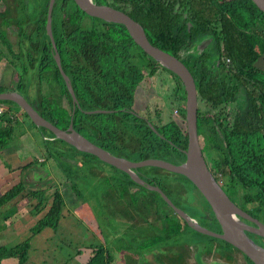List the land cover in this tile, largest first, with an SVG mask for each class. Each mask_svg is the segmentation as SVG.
I'll use <instances>...</instances> for the list:
<instances>
[{"label": "trees", "instance_id": "16d2710c", "mask_svg": "<svg viewBox=\"0 0 264 264\" xmlns=\"http://www.w3.org/2000/svg\"><path fill=\"white\" fill-rule=\"evenodd\" d=\"M13 1L14 3L16 2L15 5H18V8L21 7L22 4L29 6V2L25 0ZM48 4L49 0H47L46 5H44L41 15L38 16V22L39 24L41 23V25L37 26L33 24L37 26L33 32L37 36L36 39L24 29L25 24L28 22L21 24L20 17L25 16L23 14L24 12L21 11L18 17L14 16V11L9 4L7 9L0 11V28H2V23L4 22L6 26L18 24L19 28H22L23 32L20 34V39L23 38L25 41L21 45L24 47L19 56L25 58L27 55L29 60H31V65L33 64L32 59L35 53H49L51 47V41L49 40L45 27L47 23L46 16ZM66 7H68V3H65L64 8L60 9L61 14L57 21V24L61 26L59 29L61 43L59 42L58 48L62 53L66 54L70 50L79 49L76 45V37L82 38V36H85L88 38L90 40L88 49H91L94 52L92 55L97 57L93 65L89 63L90 67L93 66L98 69L96 71L97 73L99 71V75L104 84H94V86L83 82V75L76 65L70 66L68 64L69 62L71 63V58L67 56L68 54L63 55L64 66L68 65L69 67H73L72 78L75 92L80 96L85 92L89 94L83 108L89 111L95 109L130 111L123 112L124 115L126 114L125 118H128V121H123L122 123H125L120 125L117 123V126L114 125L111 130L103 127V124L106 122H103L102 118H113V114L85 116V120L75 119L74 124L79 133L97 146L110 151L113 155L115 154V156L121 158L124 157L130 161L160 159L174 164L181 162L183 157L182 149H184L187 143L188 135L184 108L185 90L180 79L172 74L176 79L177 100L170 105L173 111L178 107L182 108L181 115L178 117V122L175 120L180 125L179 131L181 134H177L179 137H169L170 135L164 132L167 123L162 122L161 125L159 124L157 127L154 124L143 121L144 130L142 131L137 124V120L140 119L134 114L135 92L146 78L147 72L154 74L157 68H163L143 52L142 49L136 46L123 26L100 21L102 25H97L99 26L98 30H80L77 26V20L84 12L75 4H73V8H71V11L74 10L73 12ZM147 7L146 9H135V12L129 15L144 28L148 39L154 46L174 56L180 57L181 52H189L192 46L195 47L200 36L211 35L215 37L214 40L218 44L223 62L228 64L230 73L233 74L234 77L237 78L236 81L246 89L248 98L245 112L246 116L242 121L241 118L237 119L234 126L229 129L225 127V123L221 122V118H217L218 114H222L220 109L224 101V96L226 95L225 93L229 92V87L225 88V85H223V91L226 89V92L222 94L223 92L219 90L221 84L212 82L211 79H208L206 70L199 69L195 76L199 103L201 102L204 104V106L208 108V111L203 113L201 109H199L198 132L199 136L202 138L199 137L200 143L203 144V150L213 157L212 161L214 167L220 169L221 173L229 179L222 188L228 192H240L242 196L240 198L246 202L256 201L257 206L253 211L258 217L264 220V13L251 0H189L187 5V8H189V17L190 20L195 23L196 28L192 33H187V27L184 25L180 28L179 34L177 35L174 30L176 28L174 23L176 18L171 17L170 11L161 0H149ZM29 20H31L30 17ZM189 38H192V41H189ZM28 39L32 41V46L26 45ZM112 42L114 45L111 44ZM130 43L133 47L139 49L142 55L146 56V63L140 62L142 64L141 68L144 66L143 70L140 68V64L136 65L121 55L122 49ZM227 60L230 62L226 63ZM52 63L55 68V76L58 85L62 87V92L68 94L64 81L57 71L54 60H52ZM21 81H19L17 88L19 91H22V93H25L27 87L31 85V81L26 82L23 80L24 82L20 83ZM19 86H21V88H19ZM10 91H13V89H7L4 85L0 84V93ZM102 91H108L109 93L112 91L113 94L111 93L109 97L103 98L99 95V92ZM228 98L229 97H227V99ZM6 102L7 101H0V106L4 105ZM35 107L39 109L38 106ZM45 107L46 109H39L38 111L46 120L57 125L61 129L69 127L70 121H67V117L70 111H65L62 106L60 111L58 109L53 110L49 105ZM13 112L12 109L7 108L0 116V122H3V125L0 124V152L8 145L7 141L11 140L7 137H10V132L15 125ZM211 113H214L213 117L208 115ZM93 122H99L100 124H95ZM155 129L157 131H155ZM42 130L44 134H46V137H53L47 129L42 128ZM86 132H88V134ZM220 132L224 134L228 148L231 149V161L229 160L228 154H224L223 139L220 136ZM61 145L64 147L67 146L65 148L66 150L77 151V153L85 159V165L93 162L92 158L95 156L80 152L62 140L57 139L51 141L47 139L46 152L49 156L60 160L62 166H64V163L68 166V163L61 160L62 152L55 151V149ZM130 147L133 150L131 153L129 152ZM68 167L70 168V166ZM72 169H74L73 166ZM150 169L161 170L156 167L140 168L139 170L145 173L149 178L160 179L162 177L158 175L159 172L153 177L150 176L149 173L152 171ZM227 169L229 173L226 172ZM166 172L172 177L163 176L165 180L163 182H155L156 187L160 188L177 207L189 214L190 217L196 219L201 226L204 225L202 222L203 219H208L209 222H211L210 225H208V229L221 231L211 207L191 181L182 175ZM123 174L127 177L125 173ZM216 179L218 182L221 180L220 178ZM121 182L122 183L118 185L119 193L117 191L119 199L121 201L126 200L128 204H131L132 211L136 216L131 218V215H129L130 219L133 221H136V219L139 220L142 227L148 230L147 232L150 235L145 236L144 234L142 238L145 236L144 238H147V240L151 242L149 243L151 245L146 244V247L153 246L151 247L152 250H150L151 257H153V254H157V250L161 248L160 244L164 246L163 243H170L176 236L183 234L186 229L207 237L211 241L224 242L234 251L240 252L225 241L203 235L193 230L184 219L173 211L158 192L144 188L129 177L124 181L121 179ZM116 185L114 187H116ZM131 185L137 187L135 188L133 197H129V192L134 189L130 188ZM26 190L24 184L19 183L0 195V214L2 215L3 212L8 211L11 206L7 205L15 201L18 196H22V201L31 207L34 206V199H37V201L42 204L46 202L44 209L48 207V199L46 198L47 200L44 201V194L46 193L44 190L25 193ZM193 190L199 193L205 210H209L211 215L199 212L201 217L203 216L202 218L199 217V220L197 211L195 210L196 208L189 210L185 200L187 198H185L184 195L188 193L189 197L194 199L195 196L190 194ZM151 193L158 197V201L150 195ZM51 195L52 202L49 205L48 212L40 218L35 227L31 229V237L23 242V244H19L13 248L0 247V261L14 258L18 264H26L30 258V250L33 251L34 249L31 247V238L34 242L37 241V244H40L41 241L38 237L44 233L45 229H57L61 220L64 218L65 200H63L62 193H60L58 189H55ZM161 203H163L167 209L162 208ZM39 207L40 206H38L37 209L42 208ZM145 211H148L146 217L142 216ZM250 213H252V211H250ZM139 216L142 217L140 218ZM8 219L9 218H6V220ZM158 245L160 248L156 249ZM169 247L170 245L167 246V248ZM90 249L91 251L86 264H112L116 259L113 247H109L108 245L104 246L103 244H97ZM172 249L173 248H170L169 253ZM143 256L144 255H141V257ZM186 257L187 256L185 254L183 255V253L175 257L163 255L160 257L163 258V260L160 259V261L163 263L165 262V264H190L187 262ZM231 257L232 256L229 255L228 259ZM233 260L234 263H236L234 258ZM245 260V264H254L247 257H245ZM195 264H201V262L196 261Z\"/></svg>", "mask_w": 264, "mask_h": 264}, {"label": "rangeland", "instance_id": "374dc122", "mask_svg": "<svg viewBox=\"0 0 264 264\" xmlns=\"http://www.w3.org/2000/svg\"><path fill=\"white\" fill-rule=\"evenodd\" d=\"M25 1L29 2V6L22 4L21 7L18 8V5L16 6V2L14 3L13 0H0V11H4L5 9H7L9 4L14 11V16L18 17L20 16L19 14L21 13V11L24 12L23 14L25 16L20 17L21 24L28 22L24 26L25 31L33 38H37L36 34L33 32L37 26L41 25V23L39 24L38 22V16L41 15V11L44 5H46L47 0ZM29 17L31 18L32 22L31 20H29ZM83 20L87 22L89 21L93 24L96 23V21H94L90 17H83ZM2 24L3 26L2 28H0V75H2V71H5V74L3 73V77H0L2 79H0V84L4 85V87H6L7 89H13L14 92L19 93V89L17 88L19 81L22 80L20 83L24 82L23 80H25L26 82L32 81L33 85H31V88H29V90L26 89L25 93H23L24 95H22L21 93L19 94L29 102H39L38 107L40 110L46 109V107L44 104L40 103L41 101L38 94L50 101V98H53V100L57 99L60 102L58 97L61 94V87L59 86V89L57 90V84L55 85L51 81H47L46 76H42L41 81H39L38 77L36 76L38 72L37 69H35L36 66H30L31 60L24 58L23 56H19L22 53V49L24 47L21 45L25 41V39L19 38L20 34L23 32L22 28H19L18 24H11L8 26H6L5 22ZM33 24H36L37 26ZM26 43V45L32 46V41H30L29 39L26 41ZM125 54L129 56L128 53ZM141 65L142 64L140 63V68ZM50 70V68H46V72L48 74ZM175 80L176 79L172 74L160 68H157L154 74L147 72L146 79H144V83L141 85L143 86L142 90L139 92L141 99L139 98V102L136 108L137 112L143 114L144 116L146 115L148 123L154 124L156 122L160 125L161 122L167 123V126H165L164 128V132L166 134H169V137L172 138L174 136L179 137L177 134H181L179 131L180 125L179 123H177L179 118L174 116L173 110H171L170 108V105L177 100ZM37 85L39 86L38 89L35 88ZM141 86H139V88ZM19 88H21V86H19ZM33 88L37 89L38 93H31L30 90ZM139 88H137L136 91L139 90ZM49 104L53 110L58 109L60 111L61 106L56 105L57 103L49 102ZM4 106L12 109L13 111H20L19 107L15 103L10 101H7ZM135 106L136 103L134 105V108ZM229 106L225 108V111H222L224 117L225 112H233L235 106ZM155 109L161 111L163 113V116L160 118L156 117L154 115ZM199 109H201V112L203 113L208 111V108L205 107L202 103H199ZM0 112H3V110ZM213 114L214 113L208 115L212 116ZM122 117V119L117 120L119 125L124 124L125 122L122 123L123 121H128V118H124V116ZM0 124L3 125V122H0ZM137 124L143 131V121L137 120ZM230 124H233V121L231 119ZM86 133L88 134V132ZM10 134V137L7 138H10L11 140L7 141L8 145L2 152H0V195L10 190L13 186L19 183H23L25 188L27 189L25 193L29 191L44 190L46 192L44 194V201H46L50 197V194H52L55 189H58V191L62 193L63 200H65V208L63 213L64 218L61 220L60 225L55 230H48V236H51L48 241H44L48 237L43 236L45 232L38 237L41 243L37 244V241L34 242V249L33 251H31L32 257L26 264H85L89 258V254L91 251L90 248L92 246H96L97 244H103L104 242L112 243V245L109 247H113L114 253H116L117 262L115 260L112 264H124V260H126V264H150V261H155L157 264H159L160 259L163 260V258H160L161 256H163V254L175 257L181 253L187 256V262H189L190 264H195L196 261L201 262V264H245L241 256L235 253V251L227 246L224 242L211 241L209 238L204 237L200 234H196L187 229L180 236H176V238L173 239V241H171L170 243H163L164 246L160 244L161 249H166V251H163V253L158 252L156 255L153 254V257H151L150 250H152L151 247L153 246L146 247V244L151 245L149 244L151 242H149L147 238H142V235L146 234L148 230L145 227L144 229L139 230L140 228L138 229V227H140L141 223L139 222V220L137 221V219V227H134V225H130L131 219H129V215H132L133 217L136 216L134 212L128 209L126 206H123V209L121 207V210L116 209V211L114 212V210L111 209V204L109 203L111 195H108L106 199H102L101 196H95L94 186H90L91 192L93 194L92 196L86 189L88 179L84 176L83 172H91V170L86 165H84V168L76 167L75 169H72L73 165L69 163V168L64 163V171H61L60 165L55 161V159L49 157V155L46 154V162L39 163L37 157L42 155L43 150H40V146H43V143L40 141L41 145L39 146V140H36L35 144L34 138H31V136H29L30 133H28L29 135L27 134V129L25 128L23 123L17 124V126L15 125ZM95 136L99 138L97 135ZM31 145H34V147ZM129 150L130 153L133 151L131 147L129 148ZM74 154L78 153H75L72 150H67L65 155ZM205 157L213 160L212 155H209V153H207ZM26 164H30L27 171L23 168V166H25ZM13 169L14 171H17L16 169H18V172H14ZM104 169L106 171L99 173L101 171L100 168H97L95 170V167H93V173L98 176L102 175L99 179L107 188L108 186H111L112 180L117 184L122 183L120 179H125V176L123 174L117 173L115 170H112L106 165L104 166ZM35 170L37 171L36 173L33 172ZM150 170L152 171H150L149 174L152 177L155 176L158 172V175H161L162 177H172L171 175H169V173L162 169ZM65 172H67V174H65ZM105 172L107 173V175H103ZM67 176L70 177L69 179H71L72 182L75 181L74 183L76 188H74L75 186L73 187V184L71 185L69 183ZM110 188L111 189L109 193H111L113 191L112 189H114L113 184ZM130 188H134L129 192V197H133L135 194V188L137 187L131 185ZM190 194L194 195L195 198H190L188 193L184 195L185 198H187L185 200L187 202V207H189V210L196 208L195 210L197 211V217L199 220V217H201V214L199 212L211 215L209 210H205L199 193L193 190ZM150 195H152L154 199L158 201V197H156L155 194L151 193ZM22 200L23 198H21V196H18L15 201L9 203L10 205H7L11 206L9 207L8 211L2 213V219L6 220V218H9L6 221H13V226H11L10 230L8 231V233H10V236L4 235L2 237L0 235V238H2V243H0V246L4 245V247L6 248H13L14 246L23 244V242H25L32 235L29 230L35 224H37L39 219L42 218L44 216V213H46L49 209L48 206L44 211L39 212L35 209L40 206L42 208H39L43 210L46 202H43L42 204L41 202L37 201V199H34V206L30 208L29 205H27V203H24ZM103 200L105 205L107 204L108 207H103L101 205ZM161 207L167 209L163 203H161ZM120 211L121 217H117L115 218L116 220H114L111 217V214L112 216L113 214L114 216H116V214H118V212ZM146 215H148V211H145V213L143 214V216L145 217ZM20 217H23L22 221H19ZM202 222L204 223V227H208V225H210L211 223L208 219H203ZM21 223H23L22 226ZM132 223L135 224L136 222L132 220ZM32 245L33 241L31 243V247ZM168 245H170L169 248H167ZM156 247H159V245ZM170 248L173 249L169 253L167 250H170ZM121 252L126 253V259L125 256L121 254ZM141 255L144 256L141 257ZM229 255H231L236 260V263H234L232 257L228 259ZM135 257L138 258V261L132 259L129 260L130 258Z\"/></svg>", "mask_w": 264, "mask_h": 264}, {"label": "flooded vegetation", "instance_id": "af4514ba", "mask_svg": "<svg viewBox=\"0 0 264 264\" xmlns=\"http://www.w3.org/2000/svg\"><path fill=\"white\" fill-rule=\"evenodd\" d=\"M50 1L51 0H49V4H48V7H47L48 8L47 9V16H46L47 19H48V10H49ZM94 1L99 2V3H104V4H107L109 6H112V7L116 8V9H118V10L123 11L128 16H130L129 15L130 13L135 12V9H138V8H144V9H146V8H148L147 6H148V2H149V0H94ZM161 1L164 3L165 7L170 11L171 17L172 18H176L175 21H174V23L176 25V28L174 30H175V33L177 35L179 34L180 28L182 26H184V25H186V27H187V30H186L187 33H192L195 30L196 25H195V23L192 22V20H190V17H189V8H187V5H188L189 0H161ZM65 3H68V7H66V8H68V10H70V11H71V8H73L72 5L75 4V2H73V1L55 0L54 6H53V12H52V32H53V37H54L55 44H56L57 48H58L59 42L61 43V39H60L61 37H60V33H59V29L61 28V26L57 24V21H58V19L60 17V14H61L60 13V9L64 8ZM73 11L74 10H72L71 12H73ZM83 17H90V16H88L87 14L85 15V13H83L82 15H80V17H78V20H77L78 21V24H77V26H78V28L80 30H92V29H97L98 30L99 29V26L102 25V23L100 21H103V20H101V19L94 18V17H90L91 19H93L94 21H96V23L93 24V23H90L89 21L88 22L87 21H84L83 20ZM104 22H106V21H104ZM107 23H110V22H107ZM97 25H99V26H97ZM45 27H46V31H47V23H46V26ZM47 34H48V31H47ZM197 34L200 35L199 33H197ZM48 36H49V34H48ZM214 38L215 37H213L211 35H206V36H202V37L200 36L198 42L195 44V47L192 46L191 49L189 50V52H184V51L181 52L180 53V58H182L183 61L186 64H188L190 70L192 71V74H193L194 78H195L196 73L198 72L199 69H205L206 72L208 73V76H207L208 79H211L212 82H214V83L217 82V83H220L221 84L220 85L221 88L219 90L221 92H223L222 94H224L226 92V89L223 91V85H225V88H228L229 87V92L225 93L226 95L224 96V101H223L222 107L220 109L221 110L220 112L225 111V108L227 106H229V105L230 106H233L234 105L235 107L233 109V112H231V111H227L228 113L225 112V117H224V115L222 113V114H218L217 115V118H221L222 119L221 122L222 123H225V127H228L229 129H231L234 126V124H235V122H236L237 119H240L241 118V121H242L244 119V117L246 116L245 115V112H246V109L245 108H246L247 99H248L247 98V91H246V89L243 86H241V84L238 81H236L237 78L234 77V75L230 73L228 64H225L223 62V58H222L221 52H220L219 47H218V44L215 42ZM34 39H36V38H34ZM210 39H212V42L211 43L209 41ZM49 40L51 41V37L50 36H49ZM190 40L192 41V38H189V41ZM203 42H206L205 43L206 47L201 48V45L203 44ZM76 43H77L76 45L79 47V49H77V50H70V51H68V53H66V54H68L67 56L71 58V63L69 62L68 64L70 66H72L74 64L76 65V67L78 68V70L80 71V73L83 75L82 81L83 82H86L88 85H94V84L104 85L103 84V81H102V78L99 75V71H98V73L96 71L98 69L94 68L93 66L90 67V64L93 65L95 63L96 59H97V57H94L92 55V53H94V52L91 49H88L89 48V45H90V40L88 38H86L85 36H82V38L81 37H79V38L76 37ZM111 44L114 45L113 42ZM199 45H200V48H198ZM121 52H122L121 55H123L126 59H128L130 62L135 63L136 65H139L140 62H145L146 63V61H145L146 56L145 55H142L141 54V51L139 49L133 47V45L131 43L128 44V45H126V47L124 49H122ZM55 53L56 52L53 50L52 41H51V47H50L49 53H41V54L40 53H35L34 54V57L32 59V63L33 64L30 65V66H36L35 69H37V71H38L37 74H36V76L38 77V80L39 81H41V77L42 76H46L47 81H51L55 85L57 84L56 85V89L58 90L60 85H58V81H57V78L55 76V68H54L53 63H52V60H54L56 66H57V71L61 75L62 80L64 81V84H65V87L67 88L68 94L67 93L65 94L64 92H62V87L60 86L61 87V94L58 97L59 100H60V102L57 99L56 100L55 99L53 100V98H50L51 99V101H50L47 98H44L43 96H41L40 94H38L39 95V99L41 101L40 103L44 104L45 106H47V105L50 106L49 102H55L58 105L62 106L65 111H67V110L70 111V113L68 114V117H67V121H71L73 123V128L78 133H79V131H78L77 127L75 126L74 121H75V119L76 120H78V119L85 120L86 119L85 116L113 114L114 115L113 118L112 117L110 119L102 118V121L103 122H106V123L103 124L104 125L103 127L111 130L113 128L114 124H115V126H117L116 125L118 123L117 120L122 119L123 118L122 116H124V118L126 117L125 116L126 114L124 115L123 112H125V111L126 112H130V111H127V110H99V109H95V110L89 111L87 109H84L83 107H84V104L86 103V99L88 98L89 94H86V92H85V93L81 94V96H80V95H78L75 92V89H74V86H73L74 85L73 84V78H72V70H73V67H69L68 65L67 66H64V63H63V55H66V54L65 53H62V51H60L59 48H58V56H59L60 61H61V68H60L59 65H58V63H57L56 54ZM125 53H128L129 56H127ZM25 58L29 59L27 57V55L25 56ZM139 60H141V61H139ZM229 62H226V63H229ZM143 67L141 68L142 70H143ZM46 68L47 69L48 68L51 69L50 72H49V74L46 72ZM62 72H64L69 77L75 96H73L71 94V92H70V90H69V88H68V86L66 84V81L64 80V77H63V73ZM143 83H144V81L139 86H141ZM31 85H33L32 81H31ZM31 85H29L27 87V90H29V88H31ZM139 86H138V88H139ZM38 87L39 86L37 85L35 88L38 89ZM142 87L143 86L140 87L141 90H142ZM37 89H34L33 88V89L30 90V92L35 94L37 92ZM110 92L113 94L112 91H110ZM19 93H21L22 95H24L22 93V91H19ZM111 93H109L108 91H102V92H99V95L102 96L103 98H107V97L110 96ZM140 97L141 96L139 95V92L136 91L135 92V103L136 102H139V98ZM227 97H229V98L227 99ZM27 102L40 114V112L38 111L39 109H36V107H35V106H39V102L38 103L37 102L35 103V101H34V103H32V102H29L28 100H27ZM5 110H7V109H5ZM19 110L20 111H14L13 112L14 118L16 119V120L14 119L15 125L17 126V124L23 123V125L27 129V134L30 133V135L28 134L29 136H32V135L35 136L34 137L35 138L34 141L41 139V142L45 143L44 146L46 148V141H47V139L48 140H51V141L57 140V138L54 136V134L52 132H50L49 130L48 131L53 135V137H50V136H47L46 137V134H44L42 128L37 127V125L32 121V119L25 113V111L21 107H19ZM136 110L137 109H134V114L140 120L148 123V119H147L146 115L144 116L143 114L137 112ZM0 111H2V110H0ZM1 113H3V112H1ZM161 113L162 112L159 111L158 109H155V111H154V115L156 117H159V118L163 116V113H162V115H161ZM212 117H213V115H212ZM230 119L233 121V124H230ZM93 123L100 124L99 122H93ZM154 125L157 126V127L159 126V124L156 123V122L154 123ZM54 126H56L57 128H59L57 125H54ZM59 129H61V128H59ZM67 129L68 128L62 129V130H67ZM155 131H157V130L155 129ZM220 136L223 139L224 154H228L229 160L231 161L232 160V158L230 156L231 149L228 148V145H227L226 138H225L224 134H222L220 132ZM255 140H256V138H255ZM41 142L39 140V146L41 145L40 144ZM201 146H202V149H203V144L202 143H201ZM40 147H41L40 150H42V146H40ZM66 147L67 146L64 147V146L61 145L58 148H56L55 151L56 152H62L61 159H63V161H66V163H68V164L70 163L71 165H73V168L74 169L76 167H78V168L79 167H83V165H85L84 164L85 163L84 162L85 159L82 158L79 154L65 155L66 154V151H67L65 149ZM73 152H75V151H73ZM108 152H110V151H108ZM203 152H204V155L206 156L207 153L204 150H203ZM75 153H77V151ZM89 155H91V154H89ZM91 156H93V155H91ZM49 157H52V156H49ZM37 158H38V162L39 163H40V160H42V159H44V162L46 160L45 154H44L43 151H42V155H40ZM52 158L55 159L54 157H52ZM90 158H92V157H90ZM122 158H124V157H122ZM205 158H206V161L208 163V166H209L211 172L213 173V175L216 178H220L221 179L219 181V183L221 184L222 187H224L225 184H226V182H227V180H229V179L221 173L220 169L214 167V163H213V161L211 159H209L207 157H205ZM124 159H126V158H124ZM92 160H93V162H90L88 165H86L91 170V172H89V171L83 172L84 173V176L88 179L87 180V184H86V189L89 191V193L91 194V196L93 194L91 192L90 186L91 187L94 186L95 187L94 188L95 189V196H101L102 199H106V197L108 195H111V199H109V203L111 204V209H113L114 211H116V209H119L120 210L121 207L123 209L124 208L123 206H126L128 209L132 210L131 204H128L126 200H123L122 199L123 201H121L119 199V195H118V193H119V191H118L119 190L118 189V185H120V183H117V185H116V183H114V181L112 180L113 188H115V189H112L113 191L111 193H109L110 192V189H111L110 187L112 186V184H111L110 187L108 186V188H107L103 184V182L99 179V178H101L102 175H99L98 176V175H95L93 173V167H95V170L97 168H100L101 171L99 173H102V172L106 171L104 169V166L105 165L108 166L109 168H111L112 170H115L117 173L123 174L125 172H123V171L121 172L120 169H117L116 167H113L111 165H108V164L100 161L96 157H93ZM126 160H128V159H126ZM55 161L60 165V170L61 171H64V167L62 166L61 161L60 160H57V159H55ZM128 161H130V160H128ZM139 161H143V160H139ZM139 161H132V162H139ZM30 164H26L25 166H23V168L27 171V169H28V167H29ZM102 165H103V167H102ZM139 169L140 168L135 169V172L140 176V178L142 180H144L147 183V185L156 186V183L155 182H159V181L160 182H163L165 180L164 177H161L160 179H158V178L157 179L156 178H154V179L153 178H149L145 173H142ZM16 170L17 171H14V172H18V169H16ZM33 172L36 173L37 171L35 170ZM226 172L229 173V170L227 169ZM65 174H67V172H65ZM125 174H126L127 177H129L130 179H132L129 176V174H127V173H125ZM103 175H107V173L105 172ZM127 177H125V179H123V181L124 180H127ZM67 179L69 180V183L71 185L73 184V187H74L75 186V183H74L75 181L72 182L71 179H69L68 176H67ZM120 181H121V179H120ZM115 185H116V187H114ZM74 188H76V186ZM144 188H147V187H144ZM51 189H52V185H51ZM147 189L148 190H151L149 188H147ZM117 191H118V193H117ZM152 191H154V190H152ZM225 192L235 202V204L238 207H240L243 211L247 212L254 219H257L258 221H260V222H262L264 224V220L262 218L258 217L256 215V213L253 211L254 208L257 206L256 201L246 202L245 200H243V199L240 198V197H242L241 194H240V192H238V193H233L231 191H229V192L228 191H225ZM21 198H23V197L21 196ZM50 201L52 202V195L51 194H50V197L48 198V204H47V206L50 205V203H51ZM101 205L103 207H108L107 204L105 205L104 200L102 201ZM29 207L31 208L30 205H29ZM34 209H35V207H34ZM35 210L36 211H39V212L44 211V210H39V209H35ZM250 211H252V213H250ZM46 213H44V215ZM142 216H139V217L141 218ZM111 217L114 220H116L115 218L121 217V214H120V212H118V214H116V216H112V214H111ZM132 217L133 216L131 215V218ZM136 218H138V217H136ZM240 219L242 221H244L245 223H247L248 225L253 226L249 221H247V220H245L243 218H240ZM22 220H23V217H20V220L19 221H22ZM33 221H34V219H33ZM137 221H135L136 223L133 224L132 223V220H131L130 221V225L131 226L134 225V227H137V225H138ZM22 224L23 223H21V226H22ZM5 225H7V226H5ZM35 225L32 228H34ZM11 226H13V221H6L5 219H2V215L0 214V235L2 237L4 235L10 236V233H8V231L10 230V227ZM206 228H208V227H206ZM31 229L29 230L30 233L32 232ZM138 229L139 230H142V229H144V227H142V225L140 224V227H138ZM48 230L49 229H45L44 230L45 234H43V236L46 237V236L49 235V233H47ZM213 231L214 232H218V233L221 232V231H216V230H213ZM247 234L258 245H260V246H262L264 248V238L259 237L257 235H254V234H252L250 232H247ZM148 235H150V234H148V232H147L145 234V236H148ZM50 237L51 236H48L47 239H45L44 241L45 242L48 241L50 239ZM1 239L2 238H0V243H2L1 242ZM51 240H52V238H51ZM30 241H31V243L33 241V245H32V249H33L34 248V240L31 238ZM103 245L104 246L105 245L111 246L112 243L104 242ZM0 247H4V245H2ZM158 248H160V247H156V249H158ZM158 250H159V252L166 251V249H163V248L162 249L160 248ZM31 251L32 250H30V258H29V260L32 257ZM167 251L169 252V250H167ZM235 253L239 254L241 256V258L244 260V262L246 261L245 260V257L246 256L241 251L240 252H238V251L236 252L235 251ZM6 261H16V260L14 258L4 259V260L0 261V264H5ZM16 263L18 264L17 261H16ZM12 264H14V262Z\"/></svg>", "mask_w": 264, "mask_h": 264}, {"label": "water", "instance_id": "95a60500", "mask_svg": "<svg viewBox=\"0 0 264 264\" xmlns=\"http://www.w3.org/2000/svg\"><path fill=\"white\" fill-rule=\"evenodd\" d=\"M251 1L264 13V0ZM54 2L55 0H51L49 5L47 31L51 37L53 50L56 52L57 63L61 68L58 48L55 44L52 32ZM73 2H75L80 10L90 17L123 26L132 41L142 49L143 52L160 67L166 69L169 73L180 79L185 90L184 108L188 135L187 143L184 149H182L183 157L181 162L174 164L160 159H146L139 162L128 161L92 143L73 128V123L71 121L67 130L57 128L52 123L45 120L27 100L17 92L10 91L0 93V101H10L17 104L32 119L37 127L49 130L57 139L68 143L83 153H88L97 157L100 161L108 165L120 169L129 174L134 182L158 192L175 213L184 219L189 227L196 232L229 243L237 250L241 251L254 264H264V248L258 245L247 234V232H250L264 238V224L254 219L235 204L217 181L206 161L198 132L199 95L196 80L189 66L182 58L154 46L148 39L144 28L123 11L94 0H73ZM209 41L211 43L212 39ZM205 43L206 42H203L201 48L206 47ZM198 48H200V45ZM62 73L71 94L75 96L69 77L64 72ZM146 167H156L174 174L182 175L189 179L211 207L221 232H214L201 226L194 218L175 206L160 188L147 185V183L135 172V169ZM240 218L249 221L253 226L248 225Z\"/></svg>", "mask_w": 264, "mask_h": 264}, {"label": "crops", "instance_id": "0c3cea01", "mask_svg": "<svg viewBox=\"0 0 264 264\" xmlns=\"http://www.w3.org/2000/svg\"><path fill=\"white\" fill-rule=\"evenodd\" d=\"M3 64H7V63H3ZM8 65H14V64H8ZM11 68H13V67H11ZM15 69V68H14ZM7 72V71H6ZM3 73L5 74V71H2V75H0V77H3ZM1 79V78H0ZM2 80V79H1ZM140 89V88H139ZM138 92H140L141 91V89L140 90H137ZM137 105H138V102H136V106H135V108L134 109H136L137 108ZM5 109H7V107H5L4 105H2V106H0V110H3V113L6 111ZM0 114H1V112H0ZM31 137H35V136H31ZM35 139V138H34ZM40 141H41V139H39ZM39 142V141H38ZM34 143L36 144V142L34 141ZM43 143V142H42ZM44 144L45 143H43V146H44ZM38 145H39V143H38ZM31 146H33L34 147V145H31ZM42 146V150L44 151V154H46V155H48L47 154V152H46V148H45V146L43 147ZM40 149H41V147H40ZM46 155H45V157H46ZM47 158V157H46ZM40 162H42V163H45L46 162V160H45V162H44V159H42V160H40ZM139 251H141V250H139ZM159 252V250H157V252L156 253H158ZM159 253H163V251L162 252H159ZM117 254H119V253H117ZM121 254H123L124 256H125V259H126V253L125 252H121ZM136 255H138V254H136ZM115 260H116V262H117V257H116V253H115ZM132 260H135V261H138V260H136V259H138V258H131ZM130 259V260H131ZM80 260V259H79ZM81 261V260H80ZM125 261V263L124 264H126V260H124ZM14 262V264H17L15 261H6L5 262V264H12ZM45 262V261H44ZM81 263V262H80ZM78 264V263H77ZM86 264V263H85ZM150 264H157L155 261H150ZM159 264H165V263H163V262H161L160 261V263Z\"/></svg>", "mask_w": 264, "mask_h": 264}, {"label": "built area", "instance_id": "2783aa9c", "mask_svg": "<svg viewBox=\"0 0 264 264\" xmlns=\"http://www.w3.org/2000/svg\"><path fill=\"white\" fill-rule=\"evenodd\" d=\"M227 62H229V60H227ZM181 110H182V108H176L174 111H173V113H174V116L175 117H179L180 115H181Z\"/></svg>", "mask_w": 264, "mask_h": 264}]
</instances>
